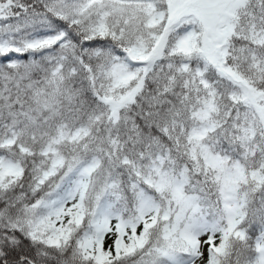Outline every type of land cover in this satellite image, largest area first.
Segmentation results:
<instances>
[{"label": "snow or ice", "instance_id": "snow-or-ice-1", "mask_svg": "<svg viewBox=\"0 0 264 264\" xmlns=\"http://www.w3.org/2000/svg\"><path fill=\"white\" fill-rule=\"evenodd\" d=\"M0 264H264V0H0Z\"/></svg>", "mask_w": 264, "mask_h": 264}]
</instances>
